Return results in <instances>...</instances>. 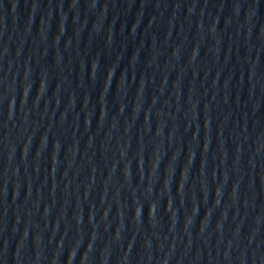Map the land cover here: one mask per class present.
Returning <instances> with one entry per match:
<instances>
[{"label":"water","instance_id":"obj_1","mask_svg":"<svg viewBox=\"0 0 264 264\" xmlns=\"http://www.w3.org/2000/svg\"><path fill=\"white\" fill-rule=\"evenodd\" d=\"M264 187V0H0V264H248Z\"/></svg>","mask_w":264,"mask_h":264}]
</instances>
